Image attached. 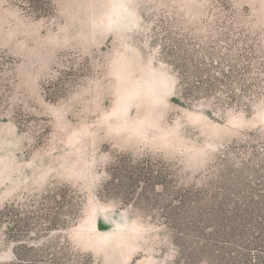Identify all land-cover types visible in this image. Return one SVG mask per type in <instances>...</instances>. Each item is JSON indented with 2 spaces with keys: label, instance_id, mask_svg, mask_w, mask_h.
<instances>
[{
  "label": "rangeland",
  "instance_id": "rangeland-1",
  "mask_svg": "<svg viewBox=\"0 0 264 264\" xmlns=\"http://www.w3.org/2000/svg\"><path fill=\"white\" fill-rule=\"evenodd\" d=\"M46 2L0 0V264H264L199 199L264 207V0Z\"/></svg>",
  "mask_w": 264,
  "mask_h": 264
},
{
  "label": "trees",
  "instance_id": "trees-1",
  "mask_svg": "<svg viewBox=\"0 0 264 264\" xmlns=\"http://www.w3.org/2000/svg\"><path fill=\"white\" fill-rule=\"evenodd\" d=\"M14 2H18L21 6L27 9L28 12L35 13L38 15H49L51 12L49 4L46 0H12ZM195 77V76H194ZM198 84H202L201 86L204 87L205 80H203V76L198 75L196 76ZM241 93L249 90L252 88L253 84L249 83L247 80L240 82ZM208 87H211L212 84H205ZM225 87L231 91L230 96H234L237 92V86L230 82ZM192 89V86H190ZM58 194V193H57ZM61 199L59 201L54 200V203L58 207L67 206L70 210L71 217L77 216L79 212L80 203L74 200L73 196L68 193L61 192ZM198 197V194L196 195ZM218 195H206L203 198H199L200 202H203V205L209 207L208 210L201 209V213H207L209 227H212V230L209 234L207 240H215L219 244H226V245H234L240 237L243 236V233L248 231L252 228L257 222H262L264 220V207L259 206L257 207H246L242 208L240 206L236 207H229V203H225L219 200H216ZM217 201V202H216ZM248 202H245V205H248ZM216 206V207H215ZM228 207V208H226ZM201 208V207H200ZM219 208V209H218ZM212 218H216V220H212ZM221 219V220H220ZM219 220L221 222H219ZM64 224L67 221H63ZM240 232V233H239ZM263 231H259V235H264ZM250 237V236H247ZM242 237L240 240H251L250 238ZM225 248V247H224ZM236 252L232 251L231 254H235ZM227 255V254H226ZM228 261V259H227ZM232 264H238V261L230 260ZM240 262V261H239ZM229 264V263H225Z\"/></svg>",
  "mask_w": 264,
  "mask_h": 264
}]
</instances>
